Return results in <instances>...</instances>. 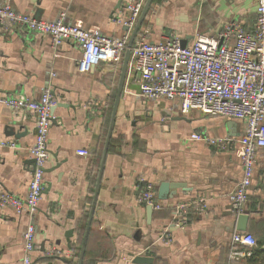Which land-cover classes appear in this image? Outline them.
Wrapping results in <instances>:
<instances>
[{
    "label": "crops",
    "instance_id": "1",
    "mask_svg": "<svg viewBox=\"0 0 264 264\" xmlns=\"http://www.w3.org/2000/svg\"><path fill=\"white\" fill-rule=\"evenodd\" d=\"M130 1L10 3L18 13L49 21L63 14L68 24L130 39L134 28L122 23ZM256 17L255 0H153L135 40L145 36L160 42L176 36L190 45L197 34L219 36L230 24L254 30ZM125 56L121 63H102L79 73L81 50L76 43L66 41L55 49L50 36L0 24V97L37 101L49 88L57 103L44 170L46 189L37 213L19 216L0 206V264H22L24 233L30 225L36 229L33 264H78ZM129 69L128 63L83 264H134L136 256L153 260L142 264H264V148L257 154L248 201L236 212L228 196L243 178L239 140L245 123L198 110L189 113L193 120H186L180 117L179 101L143 99ZM36 122L32 112L0 103V143L16 144H0V196L23 198L28 193ZM193 133L227 138L231 144L213 147L191 140ZM142 180L157 194L162 182L185 188L159 199L162 206L150 220L148 206L140 202ZM199 199L207 206L202 213L199 203H193ZM181 202L193 205L187 210L188 222L178 228L172 217ZM242 214L248 215L245 231L239 230ZM166 228L171 236L161 240ZM70 230L72 237L67 236ZM236 233L251 234L257 245L249 249L236 244ZM247 250L250 257L231 258L234 251Z\"/></svg>",
    "mask_w": 264,
    "mask_h": 264
},
{
    "label": "built area",
    "instance_id": "2",
    "mask_svg": "<svg viewBox=\"0 0 264 264\" xmlns=\"http://www.w3.org/2000/svg\"><path fill=\"white\" fill-rule=\"evenodd\" d=\"M147 0H132L125 10L127 18L122 23L133 29ZM256 26L248 31L237 24L228 25L215 37L197 34L190 45L182 44L179 37L171 36L160 42H150L145 36L128 46L129 36H108L99 28L86 29L78 24H68L63 14L54 21L38 19L34 15L18 13L10 0H0V24L19 27L36 34L50 36L52 45L58 49L66 41L76 43L81 50L77 61L79 73H86L91 67L102 63H121L130 49V73L139 85L143 99L179 101L181 114L194 110L204 115L240 120L245 130L240 138V157L243 178L228 199L236 212H242L249 198V189L257 163V154L264 148V0H255ZM148 30L144 31V35ZM0 103L16 110L35 114L36 130L34 144L30 149L33 160L28 193L25 197L2 193L1 208L9 207L17 215L37 213L46 189L45 167L50 158L49 133L52 126V108L56 101L49 88L44 89L40 100L20 96H2ZM191 140L204 141L210 146L231 144L227 138H213L206 134L193 133ZM3 147H15L14 142H1ZM79 154L88 155L87 150ZM140 202L159 210L161 203L154 186L138 182ZM197 211L207 210L204 199H199ZM193 204L181 202L174 208L172 223L183 227L189 218L187 210ZM171 236L170 228L164 230L161 240ZM236 244L249 249L257 245L248 233H236ZM36 249V229L28 226L23 238L22 264H33ZM246 252L234 251V260L250 257Z\"/></svg>",
    "mask_w": 264,
    "mask_h": 264
},
{
    "label": "water",
    "instance_id": "3",
    "mask_svg": "<svg viewBox=\"0 0 264 264\" xmlns=\"http://www.w3.org/2000/svg\"><path fill=\"white\" fill-rule=\"evenodd\" d=\"M152 1L153 0H147L146 1L145 6L143 8V11H142V13L140 15V18H139L136 26L134 27V29L132 31V34H131V37L129 39V42H128V46L129 47H131L133 45V43H134V41L136 39V36H137L140 28L142 27L147 15H148V13L150 11V8H151V5H152ZM37 18L40 19V16L38 15ZM182 44H183V46L185 45L184 42ZM129 58H130V49H128L126 51V56H125V60H124V64H123L122 76H121V81H120V87H119V91L117 93L116 101H115V104H114V107H113V111H112L111 123H110V126H109V131H108V135H107V139H106L104 154H103V158H102V161H101V166H100L99 173H98V181H97V185H96L94 200H93V204H92V208H91V212H90V218H89L88 226H87V229H86V234H85V237H84V240H83V244H82V248H81V251H80L78 264H83V262H84V257H85V253H86V246H87V242H88V236H89L91 225H92V222H93L94 211H95V208H96V202H97L98 192H99V189H100V184H101V180H102V175H103V171H104L106 157H107V154H108V148H109L110 141H111L112 134H113V129H114L115 120H116V116H117V112H118V107H119L121 99L124 96V87H125L124 82H125V78H126V72H127V68H128ZM55 107L56 106H54L52 108V112H53ZM53 119L54 118H52V122L54 121ZM57 167H60V166H57ZM184 188H185V185L182 184V183L162 182L160 184V187H159V190H158V198L160 200H167L169 198H172V195H173V193H174V191L176 189H184ZM152 214H153V208L151 206H148L147 207V216H148V218L150 220L152 218ZM247 218H248V215H246V214H242V215L239 216L240 224L243 226V227H239V230L245 231L244 226H245V223L247 221ZM72 234H73V231L70 230V232H69V234L67 236L72 237ZM42 249H43V251H45L44 247ZM152 261L153 260L151 258H148V257H145V256H136L133 259V263L134 264L152 263Z\"/></svg>",
    "mask_w": 264,
    "mask_h": 264
},
{
    "label": "rangeland",
    "instance_id": "4",
    "mask_svg": "<svg viewBox=\"0 0 264 264\" xmlns=\"http://www.w3.org/2000/svg\"><path fill=\"white\" fill-rule=\"evenodd\" d=\"M180 117H182V118H184V119H186V120H193L192 118H193V116H192V114L190 115H184V116H180ZM183 124V122H181V125ZM194 123H192V125H193Z\"/></svg>",
    "mask_w": 264,
    "mask_h": 264
}]
</instances>
